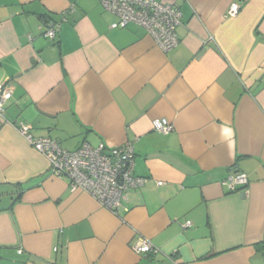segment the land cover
<instances>
[{
  "label": "crops",
  "instance_id": "obj_1",
  "mask_svg": "<svg viewBox=\"0 0 264 264\" xmlns=\"http://www.w3.org/2000/svg\"><path fill=\"white\" fill-rule=\"evenodd\" d=\"M158 1L182 14L166 52L98 0H0V264H264V0ZM20 123L69 151L130 143L148 181L115 215L51 175Z\"/></svg>",
  "mask_w": 264,
  "mask_h": 264
},
{
  "label": "built area",
  "instance_id": "obj_2",
  "mask_svg": "<svg viewBox=\"0 0 264 264\" xmlns=\"http://www.w3.org/2000/svg\"><path fill=\"white\" fill-rule=\"evenodd\" d=\"M105 13L116 17L112 28H124L135 24L143 28L163 52L169 51L178 44L176 28L181 23V11L177 4L161 3L158 0H98ZM239 5L233 3L226 15L235 17ZM56 28L49 29L45 37L53 38ZM11 99V91L7 85H0V115H4V107ZM18 132L29 145L40 153L48 162L50 174L68 179L72 190H82L91 196L101 207L118 215L128 194L145 186L148 179L135 176L134 152L130 143L121 147H108L104 143L91 146L81 144L73 151L61 148L56 140L48 137H34L29 125L20 123ZM156 132L167 134L172 126L163 119L153 121ZM244 174L236 173L227 177L222 185L229 191H238L247 185ZM162 186V182H157ZM190 225V222H186ZM57 248H54L56 251ZM138 254L157 255L159 250L147 239H141L134 246Z\"/></svg>",
  "mask_w": 264,
  "mask_h": 264
},
{
  "label": "trees",
  "instance_id": "obj_3",
  "mask_svg": "<svg viewBox=\"0 0 264 264\" xmlns=\"http://www.w3.org/2000/svg\"><path fill=\"white\" fill-rule=\"evenodd\" d=\"M44 17H41L40 19H43Z\"/></svg>",
  "mask_w": 264,
  "mask_h": 264
}]
</instances>
